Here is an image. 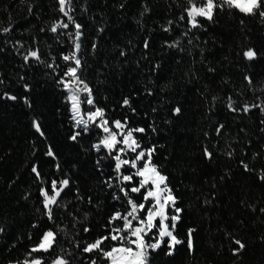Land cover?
<instances>
[{"label": "trees", "instance_id": "16d2710c", "mask_svg": "<svg viewBox=\"0 0 264 264\" xmlns=\"http://www.w3.org/2000/svg\"><path fill=\"white\" fill-rule=\"evenodd\" d=\"M71 6L82 33L79 75L95 107L104 110L110 127L119 120L145 129L134 136L141 149H155L152 162L182 210L174 231L181 243L150 250L149 264H264V112L242 110L245 104L264 106V19L225 7L215 10L213 21L200 17V27L191 28L187 0H71ZM60 21L68 18L59 0H0V264L33 257L42 264L57 257L69 264H110L99 251L82 249L121 223L109 224L114 213L130 210L119 189L139 182L121 183L107 150L97 151L101 128L76 126L59 83L74 66L62 57L74 50L68 33L75 27L52 33ZM30 50L40 60L26 63ZM248 50L254 59L244 56ZM229 97L239 111L229 110ZM65 179L69 185L59 206H50V220L41 190L52 194V181L59 188ZM130 195L142 202L140 194ZM48 230L56 234L53 247L29 255Z\"/></svg>", "mask_w": 264, "mask_h": 264}, {"label": "snow or ice", "instance_id": "6c2138e0", "mask_svg": "<svg viewBox=\"0 0 264 264\" xmlns=\"http://www.w3.org/2000/svg\"><path fill=\"white\" fill-rule=\"evenodd\" d=\"M187 3L188 7L185 8V12L191 28L200 27L198 17L205 18L211 22L213 21L215 10H223L225 7L228 9H238L239 12L246 15H255L258 12L259 16L264 19V0H187ZM59 5L60 11L68 18V22L60 21L55 23L52 25L50 31L56 33L58 29H68L69 24H73L75 27L74 33H68L74 50L62 57L65 62H73L74 66L67 68L64 77L59 80V83L69 93L68 99L71 102V110L76 125H82L85 131L88 130L90 124H95L96 127L102 129L105 135L101 139L100 144L96 145L97 151L100 150L101 146L107 150L108 155L115 161V172L117 173V179L121 183L132 182L133 177L139 178L138 185L133 184L130 188L120 187L119 189L126 198L130 210L124 214L120 212L114 213L110 217L109 224L112 225L115 221H121V223L111 227L108 235L97 238L93 243H88L82 251L84 253L99 251L102 257L109 261L110 264H149L150 250L155 251L164 243H167L169 248H173L175 245L181 243L176 235H174V231L176 222L179 220V213L182 210L176 207L177 199L173 195L171 188L167 185V177L161 174L158 167L152 162V155L155 149H141L138 140L134 136V133H143L145 129L128 128L127 121L122 123L119 120L113 121L110 127L104 110L95 107L91 89L81 79V76L78 75L82 68V62L79 58L81 49L80 38L82 35L80 31L81 25L75 23L74 18L70 14L72 11L71 0H59ZM29 11H31L30 8ZM181 19H184V17L181 16ZM164 30L169 31L168 28ZM2 31L3 33H8L11 31V28H3ZM178 44L179 41L168 46L177 47ZM147 46L146 43L145 47ZM255 55L256 53L253 50H248L244 53V56L248 60L254 59ZM29 58L40 60L38 51L30 50L24 56L26 63ZM48 67L53 66L48 65ZM53 70L55 71L54 68ZM246 79L248 80L249 86H252L251 79L247 77ZM82 94H85L83 99H81ZM8 99L15 100L17 97L8 96ZM85 103L95 108L94 111L84 113L87 119L83 118L84 114H82L81 108V105ZM123 103L128 105L129 101L125 99ZM234 104L235 101L229 97L227 104L229 110L233 112L239 111L240 109L235 108ZM253 107H260L261 112H264V106L261 105L249 106L245 104L242 110L246 113ZM175 111L179 113L180 109L177 108ZM34 126L39 132V125L34 122ZM222 128L223 125L217 128V135H220ZM72 139H76V135ZM138 149L140 150L138 151ZM129 152L135 154L131 160L122 158V156H127ZM48 154L52 155L51 152ZM205 155L211 159L212 154L207 149H205ZM141 161H143L142 165ZM124 165H128L131 169H135V171L131 175L123 174L121 168ZM244 168L246 171H251L247 164H244ZM32 171L39 177V173L35 167H33ZM261 179H264V175L261 176ZM108 183L109 187H112L111 181H108ZM60 184L62 186L58 188L57 182L55 180L52 181V194H49L44 189L41 190L43 205L50 220L54 219L50 206H59L58 198L61 192L64 191V188L69 185V181L65 179ZM130 193L140 194L142 196V202L137 203L131 197ZM115 198L119 199V196ZM169 208L173 210L174 214H168ZM169 220L172 222L171 225L166 222ZM84 231L87 232L88 229H84ZM192 231L189 230V248L192 247ZM165 238H167V241ZM55 239L56 234L52 230L46 231L39 243L31 248L29 255L39 252L47 253L53 247ZM105 241L114 242L108 246L110 250L101 248V245ZM235 243L238 245V250H242L245 247L239 240L235 241ZM78 246L79 244L77 243ZM24 264H42V258L33 257L30 262L25 260ZM52 264H69V262L63 257H57L53 260ZM92 264H96V262L93 261Z\"/></svg>", "mask_w": 264, "mask_h": 264}, {"label": "rangeland", "instance_id": "374dc122", "mask_svg": "<svg viewBox=\"0 0 264 264\" xmlns=\"http://www.w3.org/2000/svg\"><path fill=\"white\" fill-rule=\"evenodd\" d=\"M198 18H200V17H198ZM198 18H197V19H198ZM78 75H79V74H78ZM65 90H66V89H65ZM66 92H67V90H66ZM67 94L69 95L68 92H67ZM84 95H85V94H82L81 99L84 98ZM70 103H71V102H70ZM89 106H90V105H89ZM81 108H82V114L86 113L82 105H81ZM72 115H73V113H72ZM83 118H84V119H87L86 114L83 115ZM73 119H74V118H73ZM74 121H75V119H74ZM75 123H76V122H75ZM91 125H95V124H90L89 127H90ZM76 126H77V125H76ZM77 127L80 128V129H84L82 125H81V126H77ZM89 127H88V129H89ZM103 133H104V132H103ZM104 135H105V133H104ZM118 138H119V137H118ZM102 148H103V147H102ZM134 155H135L134 153H130V152H129L127 156H122V158L131 160V159L134 157ZM142 163H143V161H141V165H142ZM122 167H129V166H128V165H124V166H122ZM129 168H130V167H129ZM132 170L135 171V169H132ZM142 191H143V190H142ZM171 210H172L171 208L168 209V214H169V215H172V214H170V211H171ZM178 221H179V220H178ZM178 221H177V222H178ZM166 222H167L169 225H171V223H172L170 220H169V221H166ZM177 222H176V224H177ZM165 240H167V238H165ZM161 246H162V245H161ZM175 246H176V245H175ZM175 246H174V247H175Z\"/></svg>", "mask_w": 264, "mask_h": 264}, {"label": "water", "instance_id": "95a60500", "mask_svg": "<svg viewBox=\"0 0 264 264\" xmlns=\"http://www.w3.org/2000/svg\"><path fill=\"white\" fill-rule=\"evenodd\" d=\"M79 74V73H78Z\"/></svg>", "mask_w": 264, "mask_h": 264}]
</instances>
